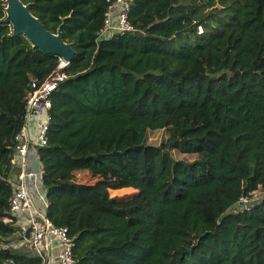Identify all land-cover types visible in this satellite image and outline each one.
I'll return each instance as SVG.
<instances>
[{"label":"trees","instance_id":"trees-1","mask_svg":"<svg viewBox=\"0 0 264 264\" xmlns=\"http://www.w3.org/2000/svg\"><path fill=\"white\" fill-rule=\"evenodd\" d=\"M72 43L38 147L47 215L67 226L73 264H264V0H133V31L97 40L108 0H22ZM0 0V241L10 217L15 135L31 83L59 56L7 23ZM203 31H199V27ZM168 129L160 144L150 131ZM197 153L176 159L171 151ZM77 170L121 175L80 183ZM132 187L119 200L111 190ZM40 264L0 247V264Z\"/></svg>","mask_w":264,"mask_h":264},{"label":"built area","instance_id":"built-area-1","mask_svg":"<svg viewBox=\"0 0 264 264\" xmlns=\"http://www.w3.org/2000/svg\"><path fill=\"white\" fill-rule=\"evenodd\" d=\"M133 0H108L104 25L98 32L97 40L113 37L135 26L130 20ZM203 31V27H199ZM70 61L59 56L57 68L44 80L36 79L26 96L25 121L16 133L15 150L11 158L14 172L9 176L13 186L10 196V217L16 231L7 243L0 241V247L28 249L38 258L40 264H73L75 241L67 226H58L47 215L49 200L42 180V166L37 158L38 147L48 143L47 131L52 118V93L59 84L69 78L66 71ZM45 116L44 122L32 124V118ZM32 130L34 132L32 133ZM262 189H256L240 198L242 209L251 208L259 199L254 196ZM264 191V190H263ZM9 264L14 263L12 259Z\"/></svg>","mask_w":264,"mask_h":264},{"label":"water","instance_id":"water-1","mask_svg":"<svg viewBox=\"0 0 264 264\" xmlns=\"http://www.w3.org/2000/svg\"><path fill=\"white\" fill-rule=\"evenodd\" d=\"M6 2L8 6L5 21L12 24L15 34H24L34 47L48 53L64 57L68 61L74 58L75 50L72 43L64 40L63 24L59 26L56 33H53L32 14L29 6L22 0H6Z\"/></svg>","mask_w":264,"mask_h":264},{"label":"rangeland","instance_id":"rangeland-1","mask_svg":"<svg viewBox=\"0 0 264 264\" xmlns=\"http://www.w3.org/2000/svg\"><path fill=\"white\" fill-rule=\"evenodd\" d=\"M45 120L44 115H40L38 117L32 118V124L34 123H43ZM34 130H32V133ZM169 135L168 129H159L156 131H150L148 135V142L152 144H160L164 141ZM172 155L176 159H183V160H193L198 157L197 153H184L177 149H173L171 151ZM121 177V175H113L108 173H98L92 172L90 170H77L73 173V180L80 183H94L98 180H108ZM128 191H113L111 190V195L116 196L119 200H126L136 195V191L132 187H127ZM264 196V191L260 190L255 196V199H260Z\"/></svg>","mask_w":264,"mask_h":264},{"label":"crops","instance_id":"crops-1","mask_svg":"<svg viewBox=\"0 0 264 264\" xmlns=\"http://www.w3.org/2000/svg\"><path fill=\"white\" fill-rule=\"evenodd\" d=\"M37 158L39 159V156H38V154H37ZM128 191V188L127 187H125V188H122V189H118V190H113V191Z\"/></svg>","mask_w":264,"mask_h":264}]
</instances>
